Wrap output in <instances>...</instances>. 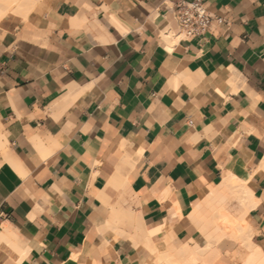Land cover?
<instances>
[{"label": "crops", "instance_id": "0c3cea01", "mask_svg": "<svg viewBox=\"0 0 264 264\" xmlns=\"http://www.w3.org/2000/svg\"><path fill=\"white\" fill-rule=\"evenodd\" d=\"M13 1L0 233L20 249L0 244V264H167L206 243L188 214L227 170L264 252V0H203L212 23L191 38L175 17L189 0ZM229 239L210 264H230Z\"/></svg>", "mask_w": 264, "mask_h": 264}, {"label": "bare ground", "instance_id": "6f19581e", "mask_svg": "<svg viewBox=\"0 0 264 264\" xmlns=\"http://www.w3.org/2000/svg\"><path fill=\"white\" fill-rule=\"evenodd\" d=\"M6 2L12 3L14 1L0 0V17H2L6 11L2 7ZM20 8L22 9V6H20ZM172 34H170V36ZM168 35L169 34L166 36ZM205 184H207L206 181ZM232 197H235V204L238 205L240 210L237 219L234 218V214L232 215V208L228 205ZM252 199L251 190L243 179L232 171L227 170L224 173L223 179L217 185H208L204 190L200 191L199 204L188 214L190 221L195 223L202 232L206 243L201 245L197 250L192 249L188 245H183L173 253H160L158 255L159 259L156 258V260L158 259V262L165 261L167 264H210L219 254L217 244L224 238H230L244 243L247 247L248 253L243 264H264V252L259 247L251 245L248 241L249 228L246 216L249 209L253 206V202H251ZM178 215L180 216L179 211ZM113 224L114 223H112V225ZM235 233L236 235L242 233V238L241 236H239L240 238L236 237ZM0 244L8 250L20 249L15 243L11 242L7 236L1 233ZM152 250L156 251L155 249ZM153 261L155 260L153 259Z\"/></svg>", "mask_w": 264, "mask_h": 264}, {"label": "built area", "instance_id": "2783aa9c", "mask_svg": "<svg viewBox=\"0 0 264 264\" xmlns=\"http://www.w3.org/2000/svg\"><path fill=\"white\" fill-rule=\"evenodd\" d=\"M175 17L185 38L204 35L212 23V16L203 0L180 1L175 7Z\"/></svg>", "mask_w": 264, "mask_h": 264}, {"label": "rangeland", "instance_id": "374dc122", "mask_svg": "<svg viewBox=\"0 0 264 264\" xmlns=\"http://www.w3.org/2000/svg\"><path fill=\"white\" fill-rule=\"evenodd\" d=\"M231 196H233V195H231ZM234 199H235V197L234 198L232 197V199L230 198V200L228 202L229 203L228 205L230 206V208H232V209L234 208L233 210L231 209L232 215L234 214V218L237 219L238 215L240 214V210H239L238 205L235 204L236 200L234 201ZM122 203H126V201L124 199H122ZM235 236L238 237V238H240L239 236H241V238H242V233H239V235H236V233H235ZM225 239H228V238H225ZM226 246L228 248H230L231 251L228 252V253L223 251L221 254H224L225 257L228 258L229 263L230 264H243L244 261H245V258H246V248L244 247V243L238 241V242H235V243H232V244H230V243L226 244Z\"/></svg>", "mask_w": 264, "mask_h": 264}]
</instances>
